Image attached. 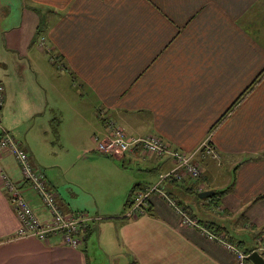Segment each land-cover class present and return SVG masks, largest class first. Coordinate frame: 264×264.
Returning <instances> with one entry per match:
<instances>
[{
	"label": "crops",
	"instance_id": "0c3cea01",
	"mask_svg": "<svg viewBox=\"0 0 264 264\" xmlns=\"http://www.w3.org/2000/svg\"><path fill=\"white\" fill-rule=\"evenodd\" d=\"M14 3L0 0V124L7 132H18L30 121L31 127L37 121V132H45L57 109L53 133L83 158L94 152L92 138L107 133L106 120L129 134L157 136L184 152L208 138L217 158L198 156L200 189L184 180L186 193L180 199L190 206L191 216L203 224L216 222L239 246L247 234L250 242L242 249L264 245V0ZM38 37L45 39L48 51L38 45ZM26 132L20 147L37 169ZM98 155L95 160L107 158ZM131 155L113 159L117 164L102 160L140 186L155 184L157 175L170 168L168 157ZM136 162V169L121 166ZM147 173L154 174L152 180ZM0 175L20 185L39 220L48 217L21 182L13 158L1 150ZM55 177L45 178L52 192L60 184ZM188 187L215 194L191 206ZM126 191L125 185L118 188L117 199ZM56 202L63 212H72L71 203L65 206L57 194ZM147 205L144 215L104 220L98 227L103 255L121 252L110 264H233L230 252L182 225L159 195L151 194ZM72 208L80 211L81 206ZM17 227L0 181V264H88L92 249L87 240L70 248L58 236L47 243L16 238Z\"/></svg>",
	"mask_w": 264,
	"mask_h": 264
},
{
	"label": "built area",
	"instance_id": "2783aa9c",
	"mask_svg": "<svg viewBox=\"0 0 264 264\" xmlns=\"http://www.w3.org/2000/svg\"><path fill=\"white\" fill-rule=\"evenodd\" d=\"M38 45L45 49L48 47L43 37H38ZM53 61V57H50ZM3 88L0 85V106L2 104ZM107 136L99 140L93 137L92 141L95 144L94 151L105 157H119L134 152L138 155H163L167 145L155 136H146L144 138H137L135 136L127 135L118 126L113 124L112 120L105 122ZM0 150L10 155L21 176V182L26 183L29 188L38 197L41 205L47 210L48 217L45 220H39L32 209L29 207L26 200L21 194L20 185L10 181L5 175H0L2 188L8 195V202L18 221L16 230V238H33L39 241H45L51 236H58L60 242L75 247L78 243L77 235L83 231L85 222L88 221L85 213L73 214L71 212H63L55 200V193L46 188V179L43 173L34 169L28 159L26 152L20 147L12 136H10L0 126ZM169 150V149H168ZM173 150V149H171ZM170 151V150H169ZM172 155V168L170 171L159 176V180L155 184L148 185L142 192H136L132 196L129 208H126L125 215L134 217L143 213V207L147 204L148 197L151 194L159 195L168 205H173V200L167 195L165 196V187L168 181L163 182L162 178L171 177L174 175L176 180L187 178L189 180H199L201 165L198 161L199 155H206L212 159L217 158L214 147L206 138L202 141L192 152L186 154L180 150H174ZM173 208V206H171ZM180 216L183 217L184 223L188 226H194L203 231V233L210 238L215 239L223 245V247L230 252L233 258V264H249L247 255L235 245L227 242L221 235L214 236L207 232L204 226L196 227L195 222L187 218L185 213L179 211ZM218 237V238H217ZM259 255L264 253V245L257 247L255 250Z\"/></svg>",
	"mask_w": 264,
	"mask_h": 264
},
{
	"label": "rangeland",
	"instance_id": "374dc122",
	"mask_svg": "<svg viewBox=\"0 0 264 264\" xmlns=\"http://www.w3.org/2000/svg\"><path fill=\"white\" fill-rule=\"evenodd\" d=\"M15 3L18 2V0H14ZM14 3V4H15ZM16 9V7H15ZM13 13H15L13 11ZM17 12L15 13V18H17ZM60 110V109H59ZM50 115V112H49ZM31 122L26 125L23 124L22 127L19 129L18 132H8L3 128V126L0 124V126L10 135L13 137V139L18 142L19 144H22V147L24 146L22 135L24 134L25 130L26 136L29 139V144L32 146V158L36 159L37 162L34 163V167L39 169L41 172H43L45 178L49 179L51 176H56V180L59 184V186L56 188L57 191H55V196L56 194L59 196V199L63 200L65 203L64 205L67 206V204L71 205L69 206L70 209H72V212H78V211H73L74 209L72 206L75 204L77 206H81L79 208L80 211H85L89 214L90 217L87 216L88 218V223L90 228L92 229V232L90 233L89 237L87 238V247L90 246L92 250L89 249L88 251V264H110L113 263L114 261H118L119 254H121L120 250L117 249H112L114 253V257L110 256H105L101 252L102 248L98 245L96 241V234H97V229L100 226V224L103 223V221H100L101 218H106L108 216H120L121 210H122V204L124 202V199L126 197V194L128 190L133 186V181L131 183V180H126L124 177L119 176L118 172L119 171L115 166L112 164H109L108 162L102 160L105 159L107 161H112L117 164V161L113 159H121L124 158L126 153L122 156L119 157H107L100 160H95L97 157H99V153L96 154L97 152L94 151L92 153H87L84 158L81 156V153H79L76 148L72 145L69 144V142L66 140L65 145L61 144L59 140L57 139V136L55 133H53V129L56 127V125L59 122V115L57 114V109L54 110V113L50 115L48 119L47 125H45V132H37V121H35V125L31 127ZM40 123V122H39ZM31 127V128H30ZM124 133H126L125 130H123ZM109 133H106L105 136H107ZM127 135L130 136H135L137 138H144L146 136H154L151 134H146V135H133L126 133ZM14 135V136H13ZM103 136L102 138H104ZM157 137V136H155ZM102 138H98L101 140ZM158 139L161 140V138L157 137ZM162 141V140H161ZM164 142V141H162ZM166 144V143H165ZM95 145V144H94ZM93 145V148L95 146ZM167 145V144H166ZM90 148H92V144L88 145ZM168 149L164 152L163 155L157 156V155H140L142 158H169V163H170V168L163 172L166 173L171 170L172 168V151L175 149L171 150L167 145ZM181 151V150H180ZM96 152V153H95ZM184 152V151H182ZM192 151L189 152H184L186 154H189ZM133 154L130 157H134L137 154L134 152L129 153ZM31 156V155H30ZM110 158V159H108ZM139 162L133 163L131 165H121L122 167H126L129 169H136V165ZM119 165V164H118ZM201 169V167H200ZM163 173H159L157 175L156 180H159V176ZM146 176L148 177L147 180H152L154 177V174L152 173H147ZM200 176H202V169L200 172ZM201 178V177H200ZM119 180L120 184L115 185L116 181ZM191 181V183H195L198 187L199 180H189L187 178L179 179L176 180L174 178V175H171V177L167 178H162L163 182L168 181V184H172L174 181L179 183L181 186L183 181ZM127 183V185H126ZM155 183V182H153ZM126 188V193L124 195V198L121 200H118L116 197V194L118 193V188L124 187ZM138 185V184H137ZM151 185V184H150ZM148 185L145 186H140L139 188L134 190V193L136 192H142ZM185 187V186H184ZM166 188V187H165ZM186 189V188H184ZM200 189V186L198 187ZM192 190V189H191ZM195 192V190H192ZM200 192V191H199ZM198 192V193H199ZM133 193V194H134ZM132 194V196H133ZM165 196L167 193L164 194ZM188 195H189V188H188ZM132 196L130 199V202L132 200ZM168 196V195H167ZM169 197V196H168ZM189 197V196H188ZM170 199L173 200V211L180 217V222L182 225L187 226L184 223L183 217H181L179 211L184 213V210L181 209L178 205H176L175 201L173 198L169 197ZM205 199V198H204ZM56 200V197H55ZM189 202L194 201V199L191 197L188 199ZM200 201V200H199ZM198 201V202H199ZM166 202V201H165ZM191 206L193 204L191 203ZM60 207V206H59ZM84 208V210H82ZM129 208V206L127 207ZM190 208V206H189ZM61 209V208H60ZM86 209V210H85ZM126 211V210H124ZM111 212V213H110ZM81 214V213H80ZM86 214V213H85ZM96 214V215H95ZM146 213H140L134 217L131 216H126L124 217L126 219H134L137 218L140 215H144ZM194 214V213H193ZM87 215V214H86ZM186 215V214H185ZM187 216V215H186ZM188 219L191 221H196V218H189ZM94 221L96 223H94ZM208 221V220H205ZM196 227L198 226H204V224H197L195 222ZM193 228V227H191ZM197 229V228H196ZM199 230V229H198ZM201 234L205 235L203 231H200ZM206 236V235H205ZM207 237V236H206ZM218 238V237H217ZM207 239L214 241L217 244H220L217 242L215 239L207 237ZM237 240V239H235ZM242 241L240 246L243 248L245 245L249 244L250 240L247 234L242 235ZM44 243L48 242V239L45 241H42ZM63 246L74 248L72 246L65 245L61 243ZM89 244V245H88ZM223 246L222 244H220ZM87 255V254H86ZM122 260V259H120Z\"/></svg>",
	"mask_w": 264,
	"mask_h": 264
},
{
	"label": "trees",
	"instance_id": "16d2710c",
	"mask_svg": "<svg viewBox=\"0 0 264 264\" xmlns=\"http://www.w3.org/2000/svg\"><path fill=\"white\" fill-rule=\"evenodd\" d=\"M253 84V83H252ZM0 85L2 86V88H3V85L0 83ZM243 94V93H242ZM235 103V102H234ZM233 106L231 105V107L230 108H228L227 110H226V112L224 113V114H227L230 110H231V108H232ZM101 114V113H100ZM225 117V116H224ZM223 120V116L222 117H220V119H218V121L216 122V123H214V125L212 126V128L216 125V124H218V123H220L221 121ZM175 150H178V149H175ZM23 184H26L25 183V181L23 182ZM137 188H139V185H137V184H134L129 190H128V192H127V194H126V197H125V199H124V202H123V204H122V210H121V213H120V216L119 217H107V218H101L100 219V221H104V220H112V219H118V220H120V219H123V220H127L125 217H124V215H125V211L124 210H126V208L130 205V199H131V196H132V194L134 193V190L135 189H137ZM183 187L179 184V183H177V182H173L171 185L170 184H167L166 185V188H165V193H167V195L169 196V197H171V198H173L174 199V201H175V203H176V205H178L179 207H181V209H183L184 210V213L189 217V218H193V216H191V211H190V208H189V205L187 206V205H185L184 204V202H183V200H181L180 198H181V196L182 195H184L185 193H186V190L183 188ZM189 188V187H188ZM188 190V189H187ZM189 191H190V194H191V196H192V198L194 199V201H199V200H202V199H199L198 197H197V193L198 192H194V191H192L190 188H189ZM215 194V192H213V195ZM213 195L211 194L209 197H213ZM208 198V197H207ZM206 199V198H205ZM147 204H145V206L143 207V212L144 213H147L148 211H147ZM170 206V205H169ZM71 213H73V214H80V213H86L87 214V216L88 217H90L89 216V214L87 213V212H83V211H78V212H71ZM197 224H203V222H201V220H196L195 221ZM94 223H96L95 221H94ZM188 226V225H187ZM188 227H193V228H195L194 226H188ZM204 227H205V229L207 230V232L208 233H210V234H212V235H214V236H219V235H221L222 237H224L225 238V240L227 241V242H229V243H231V244H233V245H235L238 249H240V250H242L244 253H246V254H249L251 251H255L256 249H242L230 236H229V234L227 233V230L224 228V227H221V226H219L216 222H214V221H205L204 222ZM93 229V228H92ZM92 229L90 228V226H89V223H88V221H86L85 222V227H84V229H83V231L80 233V235L78 234L77 235V237H78V243L76 244V246L75 247H77L79 244H84L85 243V241L87 240V238L89 237V235H90V233L92 232ZM196 229V228H195ZM74 247V248H75ZM260 256L262 257V259L264 260V253H260ZM249 264H251V263H249Z\"/></svg>",
	"mask_w": 264,
	"mask_h": 264
},
{
	"label": "water",
	"instance_id": "95a60500",
	"mask_svg": "<svg viewBox=\"0 0 264 264\" xmlns=\"http://www.w3.org/2000/svg\"><path fill=\"white\" fill-rule=\"evenodd\" d=\"M212 193H213V191H211V190L200 191L199 193H197V197L199 199H204V198L209 197ZM247 260L251 264H264V260L256 251H251L247 255Z\"/></svg>",
	"mask_w": 264,
	"mask_h": 264
}]
</instances>
